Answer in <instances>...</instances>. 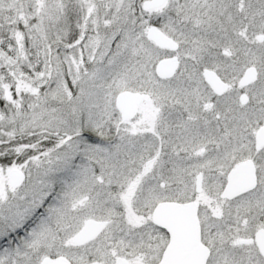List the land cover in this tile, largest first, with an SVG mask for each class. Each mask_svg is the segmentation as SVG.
I'll return each mask as SVG.
<instances>
[{
	"label": "snow or ice",
	"instance_id": "6c2138e0",
	"mask_svg": "<svg viewBox=\"0 0 264 264\" xmlns=\"http://www.w3.org/2000/svg\"><path fill=\"white\" fill-rule=\"evenodd\" d=\"M0 264H264V0H0Z\"/></svg>",
	"mask_w": 264,
	"mask_h": 264
}]
</instances>
